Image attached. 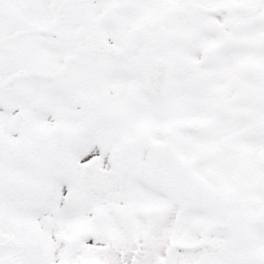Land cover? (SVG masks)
Wrapping results in <instances>:
<instances>
[{
  "label": "snow or ice",
  "instance_id": "obj_1",
  "mask_svg": "<svg viewBox=\"0 0 264 264\" xmlns=\"http://www.w3.org/2000/svg\"><path fill=\"white\" fill-rule=\"evenodd\" d=\"M0 264H264V0H0Z\"/></svg>",
  "mask_w": 264,
  "mask_h": 264
}]
</instances>
